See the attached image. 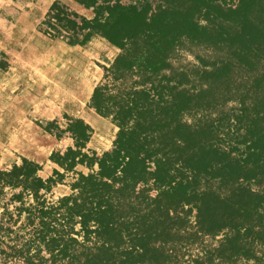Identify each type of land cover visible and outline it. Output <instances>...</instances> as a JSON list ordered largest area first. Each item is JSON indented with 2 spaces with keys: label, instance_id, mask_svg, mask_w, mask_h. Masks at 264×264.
Returning <instances> with one entry per match:
<instances>
[{
  "label": "trees",
  "instance_id": "1",
  "mask_svg": "<svg viewBox=\"0 0 264 264\" xmlns=\"http://www.w3.org/2000/svg\"><path fill=\"white\" fill-rule=\"evenodd\" d=\"M74 1L94 17L88 19L55 1L45 24L56 32L54 38L67 32L70 46L99 35L120 50L104 69L112 87L97 86L88 104L118 131L112 148L91 156L84 150L93 130L84 120H70L59 133L53 130L60 129L56 123L43 127L59 139L70 134L74 141L63 154L51 156L54 163L65 172L79 165L90 170L78 173L71 185L74 194L56 207L37 202L23 210V198L33 195L38 200L42 190H50L64 177L58 170L54 177L59 180L41 178L43 165L32 161L0 170L2 185L20 187L13 196L21 202L19 214L27 211V224L39 220L20 244L11 242L19 236L10 242L3 239L0 227V254L20 264L66 259L79 264H136L130 256L146 251L153 228L164 227L182 211H195L207 233L237 231L226 240L230 258L244 251L241 239L263 225L264 191L256 193L252 186L264 184V94L244 106L238 117L244 125L233 132L221 134L215 121L191 125L182 118L231 100L244 80L257 81L264 92V0ZM187 44L212 53L199 56L198 66L174 67L172 59ZM152 189L157 191L154 199ZM132 214L148 228L125 235L128 226L118 224ZM76 224L78 234L95 232L103 239L95 252H78L81 243L71 236ZM258 233L262 238L264 230ZM126 237L133 245L122 258L118 250ZM81 255H86L83 262Z\"/></svg>",
  "mask_w": 264,
  "mask_h": 264
},
{
  "label": "rangeland",
  "instance_id": "2",
  "mask_svg": "<svg viewBox=\"0 0 264 264\" xmlns=\"http://www.w3.org/2000/svg\"><path fill=\"white\" fill-rule=\"evenodd\" d=\"M1 1L0 170H10L15 164L21 165L25 161H32L43 165V170L39 175L44 180H48L54 177V171L57 170V164L51 160V156L55 153L63 154L67 148V142H70L71 138L70 134L64 133L62 134L63 139H59L46 132L43 127L56 123L60 129L53 128V130L59 133L60 130L67 128L70 120H77L69 113L65 103L66 101L72 102L78 96L74 84H77L82 68L80 64L83 62L78 61L81 57L72 56L68 52L76 51L78 48H72L68 45L70 35L67 32L63 31L62 35L57 38L53 37L56 32L45 24L50 15L48 12L46 16H43L44 5L41 6V11L29 12L31 13L29 18L19 21V18L9 16L6 13L7 9L3 7L5 5H2ZM29 1L31 0H14L12 6H18L21 3L23 6L24 2L28 3ZM35 1L38 4L39 0ZM123 1L126 2L127 0ZM60 2L66 5L64 1L61 0ZM51 22L58 25L54 18H51ZM58 26L62 28L61 25ZM104 47L106 52L112 50L116 53L119 50L98 37L95 44L91 45L88 50L86 58L83 57L85 59L83 65H89L93 73L98 74L97 82L94 84L91 93L101 84H109L110 87L113 84L111 78H105L104 69L111 65L108 63L109 59L104 57L106 53L103 55ZM211 53V50L187 44L186 47L178 50L171 62L174 67L198 66L200 63L198 57ZM134 80H139V77L134 76ZM112 92L116 93L115 90ZM263 94L264 92L257 81L244 80L239 84V88L231 100L212 111L187 113L183 116L182 122L199 125L215 121L221 134L229 130L236 131L242 124L244 125V123L238 122V117L241 116L244 106H250V103L253 102V96H262ZM89 100L87 98L85 102L83 101L82 107L93 117H101L89 108ZM105 120L113 124L110 119ZM117 131L118 128L116 127ZM242 131L243 129L240 132ZM108 135L113 137V130L107 133L104 129V140ZM110 141L105 142L102 149ZM113 142L110 148H112ZM50 174L52 176H49ZM66 174L67 172L50 190H42L38 200L33 195H25L23 210L30 208L37 202H41L47 207H56L62 198L73 195L72 188H68L66 191V188L59 187V185L71 186L78 177H75L73 181L71 177H65ZM54 178L59 180L58 176ZM151 187H153V183ZM252 187L256 193L264 191V184L253 185ZM0 188L4 190L0 194V227L3 231L1 233L3 239L10 242L11 238L19 236L11 242L13 244L25 242L30 237L29 232L38 227L39 220L35 218L27 224V211L19 214L18 208L21 207V202L13 200V196L20 192L17 189L20 187L12 189L0 182ZM150 196L153 199L156 198L157 191L152 189ZM262 214L263 225L256 226L254 228L255 233L241 239V245L245 247L244 251L231 258L228 255L230 253L227 251L229 243L226 240L235 237L238 232L226 229L216 233H207L198 224L195 211L189 214L182 211L179 216L164 227L153 228L152 232L154 231V233L148 240L146 251L134 253L130 257L136 264H157L158 262L161 264H264V233L262 238L258 233L259 230H264V208ZM120 224H125L123 227L128 226L126 227L127 231L124 232L125 235L148 228V225L142 224L140 219L133 214L125 215L120 219L118 225ZM7 228L10 230L9 232L5 231ZM90 229L95 230V226L92 224ZM78 231H80V226L76 224L75 232L71 236L77 238L81 243V245H77L79 253L95 252L97 247L102 244L103 239L99 238L97 233L92 232L85 236L83 233L78 234ZM243 232L244 230H242ZM131 238H125V243L118 250L119 257L128 256L126 251L130 250L133 245ZM85 259L86 255L80 256L82 262ZM80 262L79 260L66 259L57 260L55 264H79ZM0 264L20 263L4 259L3 255L0 254Z\"/></svg>",
  "mask_w": 264,
  "mask_h": 264
},
{
  "label": "crops",
  "instance_id": "3",
  "mask_svg": "<svg viewBox=\"0 0 264 264\" xmlns=\"http://www.w3.org/2000/svg\"><path fill=\"white\" fill-rule=\"evenodd\" d=\"M16 1H20V0H16ZM55 1H59V0H39L38 4H37V2L35 0H31L28 3L24 2L23 3L24 7L22 6V3L19 4L18 6H16V5L12 6V4H14V0H2L1 4L5 5L3 7H5L7 9L6 13L9 16H13V17L19 18V21L20 20L22 21V20L30 17L31 13H29V12L41 11V6L42 5L45 6V9L43 10V16H46V14L50 11L51 6L53 5V3ZM62 1H64L66 3V5L68 7H70L69 8L70 11H75L78 14H80L81 16H84V17H86L88 19H92L94 17L93 12L85 9L83 6H81L80 4L76 3L75 1H73V0H62ZM98 37H100V36L99 35H94L91 38V40H89L87 43L82 44V45L70 46L68 44L72 48H78L76 51H68V52L72 56L81 57L79 60L85 61L84 58H86V54H88V50L90 49L91 45L95 44V41L98 39ZM114 53L115 52H113L112 50H109L108 52H106L105 47L103 48V55L105 54L104 57L109 59V62H108L109 65H112V63L114 62L115 58L118 56V53H120V50H117L116 53L115 54ZM97 75L98 74L96 73L95 76L98 79ZM92 94H93V92L92 93L90 92L89 94H86L85 96H80V95L77 94L78 96L76 95L77 97H75L72 100V102H67L66 101V103H65L66 107L69 109V113L72 116L76 117L77 119L84 120L85 123L88 124L91 127V129L93 130L92 137H91L90 141L87 143L86 149L84 150V152L88 153L91 156L94 155V154L101 155L103 152L107 151L111 147V144H112V142H113V140L115 138V135H116V126L115 125L109 123L107 120L102 119L101 117H98V118L93 117V115L87 113V111L82 107L84 105V102L87 100V98L88 99L91 98ZM82 103H83V105H82ZM88 111H90V110L88 109ZM104 129H105V131L107 133L109 131L113 130V137H112V135H108L106 137L107 141H106V139L104 140V138H105ZM68 139H70V138H68ZM70 140H71L70 142H67V147L74 145L73 139H70ZM109 140H111L109 142V144H107L102 149V147L105 145V142H108ZM56 169L59 172L65 174V171L62 168H60L58 165H57ZM96 169H97V167H96ZM79 172H82L84 174H88L90 172V170L87 167H85V166L79 165V166H77V168L75 169L74 172H67L65 177H71L73 179V181H74L75 180L74 178L78 176L77 173H79ZM49 176H52V174H50ZM59 187L60 188H66L67 189L66 191H68V188H71L70 185L69 186H66V185L60 186L59 185ZM66 193H68V192H66Z\"/></svg>",
  "mask_w": 264,
  "mask_h": 264
},
{
  "label": "bare ground",
  "instance_id": "4",
  "mask_svg": "<svg viewBox=\"0 0 264 264\" xmlns=\"http://www.w3.org/2000/svg\"><path fill=\"white\" fill-rule=\"evenodd\" d=\"M78 61L83 62V64H85L84 63L85 61H82V60H78ZM83 64L82 63L80 64L82 65V68L80 69V72H79V78H78L77 84H74L76 85V89H77L76 94L80 96H85L86 94H89L92 91L94 84L97 82V77L95 76V73H93L89 65L85 66Z\"/></svg>",
  "mask_w": 264,
  "mask_h": 264
}]
</instances>
